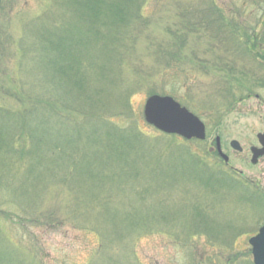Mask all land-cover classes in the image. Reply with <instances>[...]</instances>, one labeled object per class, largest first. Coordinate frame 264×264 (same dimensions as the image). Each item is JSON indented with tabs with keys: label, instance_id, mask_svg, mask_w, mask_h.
<instances>
[{
	"label": "rangeland",
	"instance_id": "obj_1",
	"mask_svg": "<svg viewBox=\"0 0 264 264\" xmlns=\"http://www.w3.org/2000/svg\"><path fill=\"white\" fill-rule=\"evenodd\" d=\"M260 1L214 0L229 20L237 23V43L247 53H234L230 45L225 46L227 51L222 50L209 29L200 24L174 25L193 21L190 15L185 17L184 11L191 7L188 0H147L142 14L147 19L150 17L148 28L135 29V22L129 20L130 32L135 33L131 38L134 44L131 54L126 59L132 66L138 65L152 73L140 82L131 76V71L123 70L124 83L137 87L131 98L133 120L149 135L138 151L128 150L125 155L128 168L136 170L148 187L142 197L146 196L145 199L133 195L134 179L121 177L127 171L120 163L112 169L121 178L103 190L97 189L95 201L61 182L51 189L40 190L37 197L31 195L35 199L14 196L10 187L0 184V246L9 248L11 256L22 254L25 264H253L248 239L264 225V208L259 205L264 200L257 197L247 201L243 191L235 188L227 177H216L214 172L222 168L235 178L233 181L246 180L264 193V159L256 165L250 162V147L258 146L256 134L263 128L264 114V0ZM52 4V0L3 1L0 43L4 42V48L0 50V70L7 71L8 80L18 76L28 86L45 85L39 71L47 67L49 54L44 50L41 33L52 22H59L70 33L57 30L49 36L52 46L61 41L58 35L67 36L66 44L61 41V50L51 54L49 86L57 88L59 84L66 90L75 89L69 72L63 77L57 74L60 64L56 62L59 56H72L76 52L80 63L90 53L87 45H91L94 54L96 80L93 85L99 86L101 36L87 32L89 22L84 5L70 1ZM198 7L201 6L193 9L197 11ZM174 30L183 31L180 51L175 48L172 60L159 61V43L164 42L166 51H171ZM9 36L14 42L11 50L5 49ZM20 44L25 47L20 48ZM232 55L236 63L231 69L217 62L216 57ZM73 63L79 69L75 85L84 91L92 82H87L84 69ZM224 71L232 74L226 72L227 77ZM6 85L7 89L16 91L13 84ZM225 91L229 92V101ZM154 93L173 97L197 115L206 126V139L200 142L160 136L162 133L143 118L145 99ZM0 105L17 107L12 98L2 93ZM117 121L123 126L128 123L126 117ZM0 124H3L1 130L8 131L14 121L0 117ZM216 135L229 157L228 164L214 152ZM233 139L239 142L241 151L229 146ZM189 150L205 160L208 173ZM10 165L11 177L23 173L18 161ZM75 171L79 176L83 173L81 166ZM214 178L218 183H212ZM81 184H85L84 180ZM54 204L74 208L72 213L81 216L89 213L87 209L94 210L87 215L98 220L96 226L101 238L92 226L81 225L82 220H76L77 216L69 211L45 215V209ZM58 219H62L61 225L47 226Z\"/></svg>",
	"mask_w": 264,
	"mask_h": 264
},
{
	"label": "trees",
	"instance_id": "obj_2",
	"mask_svg": "<svg viewBox=\"0 0 264 264\" xmlns=\"http://www.w3.org/2000/svg\"><path fill=\"white\" fill-rule=\"evenodd\" d=\"M62 1L83 4L89 22L87 32L101 36V84L99 86L93 85L96 80L95 66L92 63L94 54H92L91 45H87V51L90 53H87L82 61L79 59L80 63L77 60L76 52H73L72 56L61 55L58 57L59 62H56V65L60 64L57 68V74L63 77L66 71L69 72L73 78L72 83L75 89L66 90L59 87V84L57 88L54 87L55 89L49 86V78L52 77L51 66L49 65L51 54L53 51L61 50L60 46L63 44L61 41L66 44L65 39L67 38V36L61 37V34L58 35L57 37L61 38V41L52 46L49 36L56 34L57 30L69 32L59 22H52L53 25L48 26V30H42L41 33V37H44L45 40L44 50L49 54V57L46 58L47 67L43 68V73L39 71L41 78L46 83L45 85L28 86L25 82L19 81L18 76L8 80L6 78L7 71L1 69L0 93L12 98L17 107L0 105V117H7L14 121V125L7 129L8 131L1 130L3 124H0V184L10 187L14 196L17 194L22 198L31 195L36 196L40 190L51 189L50 187L61 182L70 188L75 187L79 192L84 193L88 200L93 199L95 201L97 200V189L103 190L121 177H125L134 179L131 182L133 195L145 199L146 196L142 197L146 195L148 187L142 182L136 170L128 168L125 155L128 150L138 151L142 142L149 139V135L140 127L138 121L133 120L134 108L131 105V98L137 87L128 86L124 83L123 70L131 71V76L133 75L140 82H144L145 76L152 73L151 70L143 71L138 65L132 66L126 59V56L131 54L130 49L134 45L131 38L134 37L135 33L130 32L131 29L128 25L132 24H129V20L135 22L133 23L134 26L136 25L135 29L148 28L150 17L147 19L142 14V7L147 0H124V3H121V0H52V3L54 2L52 5H60ZM192 2L193 0H188V6L191 7H187L184 12L185 17L190 15L193 21L188 22L187 20L182 24L178 22L174 25L177 27L179 25L194 27L200 24L209 29L207 31L216 39L222 50L227 51L225 46L230 45L234 53L240 51L243 53L244 50L240 49V43H237L239 39L235 36L237 23L232 19L231 22L225 12L217 7L214 0H195L194 3ZM194 6H201L197 9V11L199 10L198 13L193 9ZM182 32H175V30L172 32L174 33L172 34L173 40L170 41L171 46L169 47L171 51H166L164 42L159 43V61L172 60L174 57L172 52L175 48L180 51V45L184 40ZM124 34L128 35L124 38ZM6 43L7 48L5 49H10L14 42L10 40L9 36ZM22 46L25 47L20 44V48ZM70 47L73 48L74 44H71ZM3 48L4 42H1L0 50ZM244 52L247 53V51ZM216 58L217 62L223 63L226 69H231L236 63L233 55ZM73 62L84 69L87 82H92V85H88L84 91H79L75 85L79 69L75 67ZM161 69L158 73L161 72ZM226 72L232 74L230 71ZM226 72L224 71L225 75L229 77ZM241 75L245 76L244 73ZM139 81L137 83H140ZM258 81L263 82L259 79ZM6 84H13L16 91L12 92L11 89H7ZM224 94H227L226 99L229 101V92L225 91ZM122 117H126L128 120L124 126L118 124L117 121ZM162 135L160 134V136ZM167 136L175 140V136ZM157 137L159 136H152L155 139ZM191 153L196 162L202 165L203 171L208 173V165L205 160L198 154ZM15 161H18L23 167V173L11 177L8 175V167H11L10 163ZM119 163L127 171L121 177L116 172L117 170L112 169L114 164ZM77 166H81L83 171L80 176L75 171ZM214 175L220 178L227 177L230 183L236 186L235 188L243 191L247 201L255 200L257 197L264 200L263 191L256 188L252 183H248L246 180L235 182L233 181L235 178L222 171V168L221 170L216 169ZM80 177L85 182L83 186ZM215 182L217 180L214 178L212 183ZM93 195L95 197L92 198ZM98 200H101V196H98ZM259 205L264 208V203H259ZM69 209L54 204L45 209V215L50 217L56 212L60 214L64 210L69 211L71 215L77 216L74 217L76 220H82L81 225L92 226L93 231L97 232L101 238V231L96 226L99 223L98 220L91 219L87 215L94 210L87 209L89 213L86 216H81L79 213H72L74 208ZM52 223L47 226L50 228L57 227L62 224V219L53 220ZM241 231H236V233ZM14 247L23 251L19 249V246ZM16 252L18 251L15 250ZM0 264H25V260L22 254L18 253L15 257L11 256L9 248L0 246Z\"/></svg>",
	"mask_w": 264,
	"mask_h": 264
},
{
	"label": "water",
	"instance_id": "obj_3",
	"mask_svg": "<svg viewBox=\"0 0 264 264\" xmlns=\"http://www.w3.org/2000/svg\"><path fill=\"white\" fill-rule=\"evenodd\" d=\"M143 116L148 124L164 133L177 134L186 139L202 140L205 138L204 123L169 95H149L144 103ZM257 138L261 148H251L252 163H256L257 158L264 155V132L257 134ZM230 144L234 149L241 150L236 140H232ZM216 149L220 157L227 162L228 156L221 150L219 137H216ZM248 243L251 246L253 264H264V225L249 238Z\"/></svg>",
	"mask_w": 264,
	"mask_h": 264
},
{
	"label": "flooded vegetation",
	"instance_id": "obj_4",
	"mask_svg": "<svg viewBox=\"0 0 264 264\" xmlns=\"http://www.w3.org/2000/svg\"><path fill=\"white\" fill-rule=\"evenodd\" d=\"M3 1L4 0H0V10L2 9V5H3ZM262 123H263V120H262ZM264 131V123H263V128H262V130L260 131V132H263ZM259 133V132H258ZM257 135V134H256ZM251 148V147H250ZM260 159H264V157H258V160H260ZM259 162V161H258Z\"/></svg>",
	"mask_w": 264,
	"mask_h": 264
}]
</instances>
